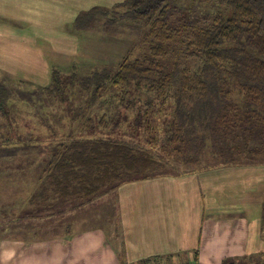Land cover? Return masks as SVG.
<instances>
[{"label":"trees","instance_id":"1","mask_svg":"<svg viewBox=\"0 0 264 264\" xmlns=\"http://www.w3.org/2000/svg\"><path fill=\"white\" fill-rule=\"evenodd\" d=\"M182 1L121 0L78 13L75 26L84 31L119 37L125 27L135 28L148 47L143 56L130 50L115 67L97 66L86 76L76 68L65 74L54 69L42 88L0 80V133L1 126L10 127L0 136V161L10 166V158L31 155L43 160L40 189L27 200L28 214L54 197L90 202L160 177L168 168L187 174L203 157L226 160L231 143L246 148L247 136H241H250L246 127H263L264 0ZM183 4L218 11L204 25H173ZM175 54L196 66L175 61L167 70L164 62ZM71 96L80 101L67 103ZM43 98L66 104L70 122L79 126L65 138L54 131L57 139L47 146L19 135L9 106ZM260 229L263 236L264 198Z\"/></svg>","mask_w":264,"mask_h":264},{"label":"crops","instance_id":"2","mask_svg":"<svg viewBox=\"0 0 264 264\" xmlns=\"http://www.w3.org/2000/svg\"><path fill=\"white\" fill-rule=\"evenodd\" d=\"M77 1L79 0H71V4L63 8V14H61L63 19L69 21L72 18L73 20L76 18ZM94 1L89 0V3ZM115 1L113 0V2ZM52 3L60 4V0H0V13L3 14L0 15V18L23 19L17 13L24 10L27 13H31L29 17L25 18L33 19L34 23H37V21L42 22L44 19H49L46 18L47 9L51 8L50 5ZM74 3V9L69 10ZM70 11L73 12L72 16L68 14ZM58 17H60V14ZM10 28L11 26L7 24H0V32L5 33L0 41V58L2 61H7L8 53L12 52L13 40L8 35V33H11ZM21 47H26L31 52L32 57L39 66L40 59L43 58L42 53H40L42 47L32 45L29 41L25 42ZM72 48L73 42H67L65 47L59 48L58 51L64 56L72 52ZM64 62V58L60 57L59 63L62 64ZM13 72L10 75H0V77L8 82L20 81L18 78L13 77L19 76L20 71L14 69ZM30 74L31 72L29 71L27 79L25 78V80L21 81L31 85L36 83L30 80ZM50 82L51 78L49 77V81L44 79L37 83L41 87H38L37 84L32 86H34V89L42 88L48 86ZM12 104L15 106L17 103L9 102L11 109ZM41 122L44 125V120ZM12 175L13 172L7 174L0 172V177L3 178L8 179ZM20 175L22 178L25 177L23 184L26 187L30 183L26 175L34 180V182H31L34 187H32L30 196L25 200L21 199L18 201L19 205L26 206L27 200L31 195L40 189L41 171L25 172ZM198 175L201 177L198 178L196 176L198 178V190L203 189L206 193L211 194L212 192L214 193L215 187L220 188L222 186L224 193L229 199L226 203L225 199L224 204L230 205L220 207L217 197L214 195L202 198V214H206L205 216H208L207 220H210L207 221L202 215L199 229L195 233L191 231L192 234L187 235L185 233L186 226L180 220V218H185L188 213L185 215L181 213L182 207L186 208L187 206V198L184 196L186 192L184 191L183 193L182 190L187 188L179 190L181 196L175 193L176 190L174 188L168 187L158 190L161 192L158 195L156 194L157 190L151 193L149 189L141 186L145 183V181H141L127 184V187L125 185L121 186L116 190L117 193L123 189H127L126 191L132 189L133 191L132 201H128L129 204L130 202L132 204L130 213L127 211V203L124 200L122 203V211L126 210L124 217L129 216L131 221V226L127 228V237L125 239L127 246H123L124 242L119 239L116 240V244L114 239L108 240L105 231L99 228L101 226H99L100 223H97V220L100 215L106 214L104 208L106 202L99 199L96 206L103 208H96L93 204L94 199L90 202H85L83 199L76 198L77 200L66 204L67 207L65 209H61V205L64 204H60V198L54 197L49 202L41 204L36 210L39 211L50 203L51 211H49L50 209L47 211V213L50 212L49 214L39 212L35 213V215H30L31 217L29 218L25 217L22 219L19 224V232L21 234L26 232L28 235V230H30L32 235L22 236L18 240H7L9 242L5 241L0 260L3 264H122L116 258L118 242L123 252H125L124 264H140L141 261L147 259L153 260L151 264H167L170 258L167 259L166 257L172 255L171 253L176 255L184 253L185 261H183L182 257H178L172 262L182 261L186 264L191 262L196 264H221L232 258H238L235 260L239 261V259L241 260L247 255L251 257L253 253L263 255L264 238L261 235L257 239L254 233H260L259 225L261 222L258 212L260 206L262 207L264 198V173L245 169L240 172L237 167L233 166L227 171L224 168H220L215 171H203L198 173ZM239 176L244 178L235 180ZM3 178H0V180ZM231 182H235L236 187H231ZM199 183H203L204 186L199 188ZM261 188L262 193H260ZM26 190L29 194V189L27 188ZM147 190L148 196L153 194V204L148 206V208H151L149 213H147L148 208L144 210L141 207V204L146 203V199L135 197L137 195L144 196ZM111 192L115 193V191ZM111 192L108 193L111 194ZM249 203V206H245ZM242 205L245 206V209H243ZM22 208L26 209L28 214L27 207ZM157 209L161 211L155 217ZM222 212H225L226 218L221 219V215H224ZM96 213L97 218L92 219L91 214L96 216ZM25 222L27 223L26 225L24 224Z\"/></svg>","mask_w":264,"mask_h":264},{"label":"rangeland","instance_id":"3","mask_svg":"<svg viewBox=\"0 0 264 264\" xmlns=\"http://www.w3.org/2000/svg\"><path fill=\"white\" fill-rule=\"evenodd\" d=\"M116 1L119 2L121 0ZM116 1L113 2V0H95L93 3H89V0H79L76 2V15H78V13H80L81 11H86V9L88 10L89 8L96 5L111 6L114 3H117ZM189 1L190 0H183L182 3L186 5ZM68 4H71V0H60V4L52 3V5H50L51 8L47 9L46 18L49 19H44L42 22L37 21V23H34L33 19L25 18L29 17L31 13H27L24 10L17 13L18 15L22 16L21 18L23 19H11L10 17L0 18V24L4 23L11 26V33H8V35L11 36L9 38L13 40L11 49L12 52L8 53V60L2 61L0 58V75H10V73H14V69H18L20 71V75L11 76H13L14 78H18L20 80L19 82L23 83V81L21 80H25V78L27 79V73L30 71V80L36 82L33 84H37L44 79L49 81V77L51 78V72L54 69H60V71L65 74L70 72L72 73L74 68H76L81 76H86L92 71L93 68L97 66L107 65L115 67L130 50H132V56L134 57H140L148 53V47L140 43V41L138 40V31L135 30V28H132L131 30L128 27H125L123 29L124 34L119 37L104 35L102 32H98L96 30L88 29L84 31V29L82 28H76L75 18L74 20L72 18L68 21L67 19H63L61 17V14H63V8ZM74 5L75 3L70 6L69 10L74 9ZM185 5L182 12L183 14L179 13L174 17L173 25H177L178 21H191L199 25H204L205 23H208L212 19L213 14L218 11V9L214 7H212L213 9H211L209 8V6L200 7L199 5H194V10L189 9V7L187 6V9H185ZM59 14L60 17H58ZM68 14L69 16H72L73 12L70 11ZM0 15L3 14L0 13ZM4 35L5 33L0 32V41L2 40L1 38ZM28 41L31 42L32 45H38L42 47L40 53H42L43 58L40 59V67L32 57L31 52L26 49V47H21V45L25 44V42ZM67 42H73V51L63 56L61 52L58 51V49L64 48ZM60 57L64 58L65 60V62L62 64L59 63ZM175 61H183V63H185L186 65H192L193 67L196 66V63L192 61L185 62L181 56L175 54L164 62L166 65V69H171L173 66V62ZM18 79L12 80L17 81ZM0 80H2L1 77ZM37 85L38 87H41L39 84ZM68 99L69 100H67V103L71 104L73 102L74 105L80 101L73 98L72 96L71 99L69 97ZM19 100H23V98ZM13 102L17 103L15 104V106L14 104H12L11 109V115L14 117L13 121L16 124L13 125V128L17 130L20 136H25L27 138L26 141L30 144L41 143L44 146H47L54 142L55 139L65 138L64 135L71 134L70 131L72 128H79L77 124H72L70 122L69 114L71 113L69 107H66V104L64 105L62 103H56L54 101L51 102L47 98L44 100H34V104L23 101ZM42 120H44L45 122L44 125L41 124ZM57 126H60V130H58ZM1 127L4 131L0 133V136H6V132L10 133L9 126ZM250 128L251 127L245 128V130L251 133L250 136H248L247 134L241 135L242 137L247 136L246 148L245 146L243 148L240 142H238V148H236L234 144L231 143L228 146L227 156H225L226 160H224L225 158H216V161H214L210 156H207L206 159L205 157H203L201 165H199L198 167H191L189 168V170H187L188 175H185V172L182 170L171 171V169L168 168L164 172V175L157 178L148 179L145 181V183H143V185H141L146 189H149L151 193H153L154 190H157L156 194L158 195L161 194V192L158 190L168 187L174 188L176 190L175 193L181 196L179 190L181 188H187L186 190L181 189L183 193L184 191L186 192V195L184 196L187 198V206L186 208L182 207L181 213L184 215L187 212L188 213L185 218H180V220H182L184 222V225L186 226L185 233L187 235L195 233L199 229L201 216L203 215V205H201V203L203 204L202 198H207L208 196L214 195L217 197L220 207L230 205L224 204V200L226 199V203L227 201H229V199L224 193V189L222 186L220 188L215 187L214 193L212 192L211 194L206 193V191L203 189L198 190L197 181L198 178H201L198 173L208 170L215 171L216 169L220 168H224L225 171H227V169H230L233 166L237 167L240 172L245 169L257 170L258 172L264 173V125L263 127L259 126L255 129ZM54 131H61L57 138H55L53 134ZM37 139H40V141L37 142ZM29 140H31L32 142H30ZM231 147H234L235 149L231 150ZM250 150H252V153L250 152ZM40 158L41 157L37 155L12 157L10 158L9 162L10 166L8 163L0 161L1 173L7 174L9 172H13V175L8 179L0 177L3 178L0 180V255L3 252L2 247L5 245V241L11 239L18 240L22 236L32 235V232L30 230H28V235L26 232L24 234H21V232H19V224L23 218L33 214L35 215V213L39 212L47 213L49 209V211H51V205L49 203L45 205L46 207L39 210V212L36 211L27 214L26 209L22 208L26 206H21L18 203L19 200H25L26 198H28L32 191V187H34L33 185H31V182H34V180L30 179V176L28 175H26V177L29 178L28 181L30 183L29 186L26 187L23 184L25 177L22 178L20 174L25 172L29 173L41 171L43 167V160L41 164ZM217 159L219 160L217 161ZM231 160L237 163L223 165L225 162H231ZM183 175L185 176L183 177ZM196 176H198V178ZM242 178L244 177L239 176L236 177L235 180H240ZM186 184L188 185L186 186ZM230 184L231 187H236L235 182H231ZM127 186L125 185V187ZM203 186V183H199V188H202ZM27 188L29 189V194L26 190ZM33 190L34 192L36 191L35 188ZM126 190L123 189L119 193H117V191L115 190V193L111 192V194L106 193L103 194V196H97L93 202L95 206L99 199L100 201L106 202L104 206L106 214L100 215L97 223H100L99 226L101 227L99 228L105 231L108 240L114 239L116 244V240L119 239L124 242L123 246H127L125 239L127 237V228L131 226V221L129 216H127L126 218L124 217V213L126 212V210L124 209V211H122V203L123 200L127 203V211L130 213L132 210V204L131 202L129 204L128 201H132L133 194L132 189H129V191ZM260 193H262V188ZM152 196L153 194L148 196L147 190L145 191L144 196L137 195L135 197H143L144 199H146V203L141 204V207H143L145 210L146 208H148L149 204H153ZM60 200V204H64L61 205V209H65L67 207L66 204L77 199L71 198ZM213 205H215V203H213ZM249 205L250 203L246 204L245 206ZM245 206L242 205L243 209H245ZM96 208L103 207H99L97 205ZM261 210L262 207L260 206L258 212L260 222ZM150 211L151 208H148L147 213H149ZM160 211V209H157L155 217ZM97 213L96 216L94 214H91L93 217L92 219H95V217L97 218ZM222 213H224V215H221V219L226 218L225 212ZM205 215L203 216L207 220L208 216ZM24 224L26 225L27 223L25 222ZM259 227L261 228V223ZM91 228L94 229L93 227ZM261 234V229L260 233H254L257 239L261 236ZM116 253L117 260L124 264L125 252H123L122 248L119 246V242L116 247ZM171 254L172 255L168 254L169 256L166 257L167 259L170 258L167 264H186L182 261L172 262L175 261L178 257H182L183 261H185L184 253H180L177 255L174 253ZM235 259L238 258H232L228 262H222L221 264H264V254L262 255L259 253H253L251 257L247 255L245 258H241V260L239 259V261ZM0 264H3L1 260ZM187 264L194 263L191 262Z\"/></svg>","mask_w":264,"mask_h":264}]
</instances>
